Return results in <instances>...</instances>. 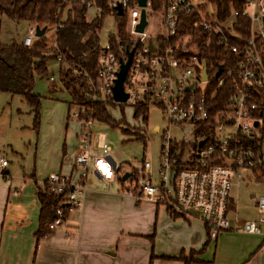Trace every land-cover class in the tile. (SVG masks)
Wrapping results in <instances>:
<instances>
[{"label": "built area", "instance_id": "1", "mask_svg": "<svg viewBox=\"0 0 264 264\" xmlns=\"http://www.w3.org/2000/svg\"><path fill=\"white\" fill-rule=\"evenodd\" d=\"M118 5L127 20L125 38L116 37L113 42L107 40L99 45L94 77L75 62H68L70 74L84 84L90 104H102L107 110L115 106L160 110L170 129L161 135L158 169L153 172L149 159L132 167L128 194L137 201L154 200L172 216L199 220L214 240L231 228L229 212L234 183L249 178L264 185V0H244L242 9L231 10L224 22L218 20L216 8L202 0H174L158 12L147 0L143 8L147 24L142 32H137L142 10L138 0H109L114 12ZM87 7L92 9L89 3ZM240 18L249 22L246 38L235 29ZM195 34L207 45H221L232 57L233 63L226 64L225 71L221 67L218 78L213 77L215 92L225 84L230 86L222 105L219 99L208 97V70L207 80L201 79L205 64L199 60ZM34 35L35 30L31 29L21 44L30 47ZM128 52H132V57L123 81L127 99L118 103L113 99V87ZM55 61L66 63L60 54ZM200 82L206 84L204 88L198 86ZM76 107L73 116L82 127L80 152L75 158L80 175L73 181L53 173L45 180L49 191L62 198L66 211H55V219L47 225L43 238L62 225L67 212L82 208L86 169L90 164L104 180L115 178L117 169L110 156L111 148L102 145L96 152L91 150L92 126L97 121L90 108ZM137 120L144 123L142 116ZM173 127L182 135H193V152L185 161L184 144L172 136ZM183 127L189 128V132H183ZM7 166L8 162L0 158V173ZM254 203L261 216L245 221L242 232L264 237V192L254 195Z\"/></svg>", "mask_w": 264, "mask_h": 264}, {"label": "crops", "instance_id": "2", "mask_svg": "<svg viewBox=\"0 0 264 264\" xmlns=\"http://www.w3.org/2000/svg\"><path fill=\"white\" fill-rule=\"evenodd\" d=\"M47 28H43L45 38ZM50 29L53 38L51 45L47 44L52 47L56 27ZM46 68L48 75L44 79L52 83L47 98L71 105V97L60 82L61 64L49 60ZM33 94L39 96L34 89ZM71 150L55 138L37 149L35 156L41 157V165L32 174L29 169L23 179L8 180V166L1 171L6 174L0 173V264H184L182 257L189 259L188 264H264V237L244 234V222H240L244 209L238 188L246 183L264 189V185L249 178L236 181L237 187L233 185L230 230L212 240L199 220L172 216L154 200L137 201L122 192L127 184L119 182L117 165L115 178L107 181L90 164L86 169L82 208L67 212L62 225L47 238L39 237L38 189L53 173L78 179L80 169L75 158L80 152V140L74 148L75 156ZM116 183L118 189L111 190ZM250 198L254 214L247 221L261 216L254 195L250 194Z\"/></svg>", "mask_w": 264, "mask_h": 264}, {"label": "trees", "instance_id": "3", "mask_svg": "<svg viewBox=\"0 0 264 264\" xmlns=\"http://www.w3.org/2000/svg\"><path fill=\"white\" fill-rule=\"evenodd\" d=\"M172 1L174 0H150V3L153 10L158 12L168 7ZM204 1L216 8L220 22H224L230 16L231 10L242 9L244 3V0ZM88 3L94 10L90 20ZM2 16L13 22H28L41 28L60 26L56 29L52 47L48 46L44 36L35 38L30 47H24L21 43L11 45L0 43V92L18 95L32 107L35 114V128L39 122L38 110L41 99L33 94L35 82L37 78L47 77L46 63L55 60L58 54L66 59V63H61L59 76L62 86L71 97V104L89 107L92 118L99 123L113 128L119 126L104 105L90 104L87 101L85 86L79 79L71 76L68 63L75 62L90 76H95L98 69L99 33L107 17L114 18L117 27L115 33L109 35L108 41L113 42L116 37L125 38L126 17L117 16L109 7V0H0V17ZM248 28L249 22L244 18H240L235 27L243 38L248 37ZM193 38L198 46L199 60L205 64L210 76L211 86L208 97L219 99L222 105L230 93V86L225 84L215 92L216 80L213 77L218 67H223L225 71L226 64L233 63L232 57L221 45H216L214 42L207 45L197 34ZM148 115L149 109L146 106L134 108L135 119L142 116L143 121L146 122ZM124 174L118 176L119 182H122ZM131 176L129 174V178ZM37 199L40 205L37 235L41 237L46 232L47 225L55 219V211L58 208L65 210V206L62 198L53 195L47 185L43 189H38ZM182 260L184 264L189 262V259L184 257Z\"/></svg>", "mask_w": 264, "mask_h": 264}, {"label": "rangeland", "instance_id": "4", "mask_svg": "<svg viewBox=\"0 0 264 264\" xmlns=\"http://www.w3.org/2000/svg\"><path fill=\"white\" fill-rule=\"evenodd\" d=\"M88 14L92 17L94 10H89ZM258 27L256 25V28ZM116 28L114 18L107 17L100 29V45L108 40L109 35L115 33ZM30 29H35V25L28 22H13L2 16L0 17V43L3 45L21 43L30 34ZM46 38L47 43L51 45L53 35L50 27L47 28ZM51 84L45 79H36L34 93L39 94L43 103L38 110L39 122L36 128L32 107L18 95L0 92V158L8 162V180L10 177L23 179L24 174L30 171L29 169L32 174L35 169L40 168L41 157L35 156V154L45 141L60 138L61 142L72 149V154L75 156L74 148L79 143L82 128L79 121L73 116L77 107L48 99ZM205 85L202 82L198 84L201 88H204ZM58 104L62 107L60 108ZM108 113L116 123H119V126L113 128L107 124L93 123L92 152H96L97 148L102 145L109 146L111 148L110 156L118 167L119 176L122 173L132 175V167H139L144 160L148 159L152 162L153 172H156L161 152V135L165 130L170 129L160 110L151 108L148 119L144 123L134 118V109L130 106H115L109 109ZM133 125L136 127L139 125L140 128L134 129ZM182 130L188 133L190 129L183 127ZM40 131L42 136H39ZM170 131L173 137L181 139L184 144L182 159L185 161L189 153L193 152L191 144L193 135H182L183 133L174 127ZM89 177L90 174L87 179H90ZM131 178L125 181L127 185L122 192L128 193V189L131 188ZM73 181H76V178ZM245 184L238 188L240 189V203L244 209L241 213V223L245 222L244 220L247 221L249 215L253 216L254 214L250 194L259 195L264 190L261 187ZM45 185L46 183L42 184V189ZM118 186L116 183L111 187V190L118 189ZM234 186L236 185L234 184ZM94 187L102 188L99 185H94Z\"/></svg>", "mask_w": 264, "mask_h": 264}, {"label": "water", "instance_id": "5", "mask_svg": "<svg viewBox=\"0 0 264 264\" xmlns=\"http://www.w3.org/2000/svg\"><path fill=\"white\" fill-rule=\"evenodd\" d=\"M146 1L147 0H138V5L142 8V10H141V14H140V23L137 26V32H142L144 27L147 24L146 20H145V11L143 9L146 6ZM116 14L119 17H121L122 14H123L120 5H118L116 7ZM262 24H263V27H264V18L262 19ZM44 33H45V29H43V28L40 29L39 27H36L35 28L34 37L35 38H41L44 35ZM150 49H151V47H150ZM131 57H132V52H128L127 53V62L123 63L121 65L120 71L117 74V78L115 80V84H114V87H113V99H114L115 102H118V103H123L127 99V94L124 93V91H123V81H124L127 69L129 67ZM220 74H221V67H218L214 77L218 78L220 76ZM201 79L203 81L207 80V69H206V66H204L202 71H201ZM156 131H157V129H156ZM202 144L203 143H201L200 145H202ZM1 174H6V173H1ZM128 178H129V174L126 173V174L123 175L122 181L125 182Z\"/></svg>", "mask_w": 264, "mask_h": 264}]
</instances>
